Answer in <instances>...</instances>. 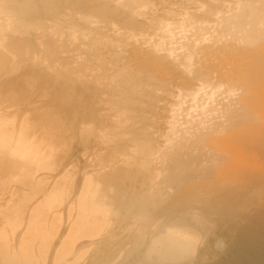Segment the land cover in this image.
<instances>
[{
	"label": "bare ground",
	"instance_id": "6f19581e",
	"mask_svg": "<svg viewBox=\"0 0 264 264\" xmlns=\"http://www.w3.org/2000/svg\"><path fill=\"white\" fill-rule=\"evenodd\" d=\"M199 1L0 0V264H264V52L209 58L260 52L264 0ZM145 35L170 78L88 62Z\"/></svg>",
	"mask_w": 264,
	"mask_h": 264
},
{
	"label": "rangeland",
	"instance_id": "374dc122",
	"mask_svg": "<svg viewBox=\"0 0 264 264\" xmlns=\"http://www.w3.org/2000/svg\"><path fill=\"white\" fill-rule=\"evenodd\" d=\"M175 1H177V0H175ZM179 1V3L180 4H178V5H176L175 6V8L176 7H178V6H180V12H182V13H184L185 15H187V13L189 12V13H192V12H197L198 10V7L200 6V4H199V0H193L194 2H192V0H189V1H187V0H178ZM183 1V2H182ZM197 1H198V3H197ZM188 2V3H187ZM184 6V7H182V6ZM186 7H188V8H186ZM184 9V10H183ZM186 9V10H185ZM189 9V10H188ZM197 10V11H196ZM203 10V8H201V10L200 11H202ZM188 11V12H187ZM113 27H112V25L110 24L109 25V28L108 29H110V30H113L112 29ZM98 30V29H97ZM109 30V31H110ZM107 31V30H106ZM107 33H110V32H107ZM150 32L148 31V34H149ZM149 36V35H148ZM148 36H142V37H140V39L142 38V41H141V43H135V39L133 38L132 39V41L131 42H134V44H135V46H131L130 47V52H131V54L130 55H128V56H123L125 59H123V60H119V59H117L118 57H113V54L111 55V52L114 50V44H113V40L112 41H110V42H108L107 43V41H106V39H105V44H104V46H102V44L99 46V48H97L96 49V52H95V57L93 56V59L91 60V58L89 59V64L91 65V67L93 68V66H94V64L96 65V66H94V71L96 72H101V71H104V70H106L105 68L106 67H110L112 70H117L116 71V73H119L120 72V69L119 68H121V67H123V66H125V64L128 62V60L129 61H131L132 62V64L133 65H135V63H136V65L135 66H142V65H144V64H148L149 65V63H150V65H156L157 66V64H159L160 66H157L159 69H163V68H165V66H163V64L161 63L162 61H164V60H162L161 58H159L157 55H154V54H156L155 53V50L154 49H152V48H150V46H148V45H144V40H146V38L148 37ZM113 37V36H112ZM111 37V38H112ZM115 39V38H114ZM116 40V39H115ZM109 44V45H108ZM112 45V48H111V45ZM140 45V46H138V48L136 47V45ZM107 45V46H106ZM106 46V47H105ZM101 47V48H100ZM142 47V48H141ZM109 48V49H108ZM129 48V47H128ZM149 48V49H148ZM99 49V50H98ZM104 49V50H103ZM105 49H106V51H105ZM143 49V50H142ZM147 49V50H146ZM110 50H112L111 52H109ZM121 50V49H120ZM145 50V51H144ZM99 51H100V53H99ZM259 51L260 52H256V53H250V54H246L245 52L243 53V54H239V52L238 51H236L235 49H232V50H229V51H227L226 52V56L228 57V58H230V60H226V58H224V56H223V54H220V53H212V55H209V58H210V61H212V62H214V60H215V63H216V65H218L219 67H220V65H219V63L221 64H223V65H221V68L220 69H223L224 68V70L223 71H225V73H232V70H233V72L234 73H241V72H243V71H246L245 69H246V67H250L249 65H252L251 64V62H254L256 59H261L262 58V54H263V52H264V47L263 48H260L259 49ZM102 52V53H101ZM103 52H105V54L103 53ZM150 52H151V54H150ZM109 53V54H108ZM136 53V54H135ZM237 53V54H236ZM150 54V55H149ZM216 54V55H215ZM232 54V55H231ZM65 56H67V55H69L68 53L66 54H64ZM100 55V56H99ZM101 55H102V57H101ZM125 55V54H124ZM137 55V56H136ZM142 55V56H141ZM148 55V56H147ZM152 55V56H151ZM238 55V56H237ZM98 56V57H97ZM107 56H109V57H107ZM138 57L137 59H136V57ZM243 56H245V57H243ZM111 57H112V59H111ZM122 57V58H123ZM134 59H133V58ZM141 57V58H140ZM250 57V58H249ZM251 57H253V59H251ZM127 58H131V59H127ZM159 58V59H158ZM213 58V59H212ZM97 59V60H96ZM105 61H104V60ZM106 59H108L107 61H106ZM142 59V60H141ZM148 59V60H147ZM217 59V60H216ZM249 59V60H248ZM103 60V64H105V65H98L101 61ZM136 60H137V62H136ZM152 60V61H151ZM263 61H264V58L262 59ZM93 61V62H92ZM109 61V62H108ZM148 61H151V62H148ZM219 61V62H218ZM98 62V63H97ZM112 62V63H111ZM165 62V61H164ZM70 63L71 64H73V61H70ZM110 63V64H109ZM153 63V64H152ZM246 63H248V64H246ZM107 64H108V66H107ZM122 64V65H121ZM93 65V66H92ZM118 65V66H117ZM103 66V67H102ZM246 66V67H245ZM100 67V68H99ZM163 67V68H162ZM97 68H99L98 70H97ZM156 68V67H155ZM169 68V67H168ZM245 68V69H244ZM101 69V70H100ZM165 69H167V68H165ZM165 69H163L165 72L164 73H162L161 72V70H158L159 72H160V74H158L157 75V73H159L158 71L156 72V76H159V77H163V75L164 76H166L167 78L169 77L170 78V75L172 74V72H168L167 73V70H165ZM262 69V71H264V66L261 68ZM153 70V69H152ZM256 70V69H255ZM161 75V76H160ZM169 88H175L174 86L173 87H169ZM224 88H226V87H224ZM252 91L254 92V98H255V100H259L260 101V105H256L257 106V108L259 109V111L261 112V119L260 120H256V121H253V123L251 124V123H249V125H248V127L246 128V133H244L243 131H241L240 132V134L238 135V138H243V137H245V138H253V139H256V140H261V139H264V85L263 86H256V87H254V88H252ZM229 92V91H228ZM248 94L249 95H251V91L249 90L248 91ZM179 98H180V96H179ZM179 98L177 99V100H179ZM168 99H170V100H172L173 98L170 96ZM166 104H168V103H162V105H164V106H166ZM209 105V104H208ZM170 116L169 117H171V114H169ZM170 120V119H169ZM165 121L163 120V121H161V124L160 125H157V126H155L156 128H158V126H162V127H164V129H165V131L167 132L168 130H170L171 129V127L169 126V123L167 122V123H164ZM168 125V126H167ZM159 134H161V132H158V133H156V135L159 137ZM165 134V133H164ZM76 141H78V139L76 140ZM79 145H77V147H75V156L73 157V159H75L76 160V158H78L79 160H83L84 161V157H83V152L85 151L84 150V148L82 147V146H79ZM82 148V149H81ZM79 149H80V151H79ZM83 151V152H82ZM82 152V153H81ZM82 154V155H81ZM83 157V158H82ZM82 162V161H81ZM78 163H80V161H78ZM7 191L5 192V194H1L0 195V204H2V205H4V206H2V205H0V209H3L7 204L6 203H8V200H9V198L11 199V198H13V196L11 197H9L8 199H6V198H4V197H8L7 195H6V193L8 192V190L9 189H6ZM6 195V196H5ZM2 196H3V198H2ZM14 197H16V196H14ZM4 199H6V200H4ZM5 201H7V202H5ZM2 221H3V223H2ZM8 223V224H7ZM0 224H2V227L4 228H6V229H8V231H9V234H11V233H13V230H11L10 229V227H11V225L9 224V221H6L5 222V220L3 219V214H2V211L0 210ZM5 225V226H4ZM1 226V225H0ZM11 237H13L12 236V234L10 235ZM17 248H19V244H18V246H17Z\"/></svg>",
	"mask_w": 264,
	"mask_h": 264
}]
</instances>
